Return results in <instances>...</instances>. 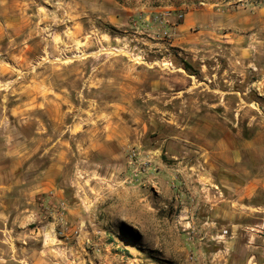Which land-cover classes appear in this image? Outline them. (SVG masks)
I'll return each instance as SVG.
<instances>
[{"label": "rangeland", "instance_id": "374dc122", "mask_svg": "<svg viewBox=\"0 0 264 264\" xmlns=\"http://www.w3.org/2000/svg\"><path fill=\"white\" fill-rule=\"evenodd\" d=\"M229 149L232 200L264 180V0H0V264L243 259L264 189L201 202Z\"/></svg>", "mask_w": 264, "mask_h": 264}, {"label": "crops", "instance_id": "0c3cea01", "mask_svg": "<svg viewBox=\"0 0 264 264\" xmlns=\"http://www.w3.org/2000/svg\"><path fill=\"white\" fill-rule=\"evenodd\" d=\"M189 16H193L195 19H202L203 13H198L196 11L192 15L191 12H186L184 14V20L182 24H178L176 28H181V30L183 28L188 29L190 25V21L188 19ZM226 152V154H222L218 150H210V152L207 151L206 153H203L201 155L206 157L207 161L206 165H203L204 172L202 174L210 175L211 177L207 179L206 183L201 188V191L204 194L201 202L203 203L207 200H210L212 204L211 209L213 210L211 216L216 218L217 222H225L230 225V222L232 223L234 220H239L238 218L243 217V213L238 210V208H240V201H250L254 196H256L257 193H260L261 190L263 191L264 180L255 179L242 183V185L237 187L234 193L236 195H239L238 198L230 200V149ZM222 173L223 176H221V178H223L224 181L218 180V177L220 178V174ZM208 185H210L211 188H215V190L212 191L211 199L207 197ZM44 190L47 192L49 189ZM217 193H221L222 196L224 195V198L218 203V200L215 196ZM232 206L236 208L233 209ZM242 207H249V210H251V203H243ZM248 214V216H252L251 211ZM238 223L240 222H234L232 224V226L235 228L234 231L238 230ZM249 234L256 237L257 240V242L254 244H251L250 242L246 244V250L252 253H249L247 256L245 254L244 258L240 260H236L234 257L232 258L230 256V264H264V253H262L264 251V240H261L262 236L257 235V233Z\"/></svg>", "mask_w": 264, "mask_h": 264}, {"label": "trees", "instance_id": "16d2710c", "mask_svg": "<svg viewBox=\"0 0 264 264\" xmlns=\"http://www.w3.org/2000/svg\"><path fill=\"white\" fill-rule=\"evenodd\" d=\"M117 2L123 4L124 3V0H116Z\"/></svg>", "mask_w": 264, "mask_h": 264}, {"label": "built area", "instance_id": "2783aa9c", "mask_svg": "<svg viewBox=\"0 0 264 264\" xmlns=\"http://www.w3.org/2000/svg\"><path fill=\"white\" fill-rule=\"evenodd\" d=\"M164 34H166V32Z\"/></svg>", "mask_w": 264, "mask_h": 264}, {"label": "bare ground", "instance_id": "6f19581e", "mask_svg": "<svg viewBox=\"0 0 264 264\" xmlns=\"http://www.w3.org/2000/svg\"><path fill=\"white\" fill-rule=\"evenodd\" d=\"M214 229V228H213Z\"/></svg>", "mask_w": 264, "mask_h": 264}]
</instances>
